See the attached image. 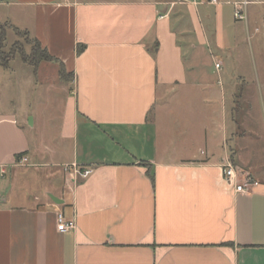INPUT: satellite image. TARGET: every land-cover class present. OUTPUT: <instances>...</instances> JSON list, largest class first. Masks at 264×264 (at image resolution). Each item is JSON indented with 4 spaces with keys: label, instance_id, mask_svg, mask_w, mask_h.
<instances>
[{
    "label": "crops",
    "instance_id": "1",
    "mask_svg": "<svg viewBox=\"0 0 264 264\" xmlns=\"http://www.w3.org/2000/svg\"><path fill=\"white\" fill-rule=\"evenodd\" d=\"M220 1L0 0V23L32 20L23 31L73 79L48 144L0 64V264H264V153L190 78L213 50L242 57L234 26L264 0L246 20ZM228 160L253 171L251 193L225 182ZM59 211L77 227L61 233Z\"/></svg>",
    "mask_w": 264,
    "mask_h": 264
},
{
    "label": "rangeland",
    "instance_id": "2",
    "mask_svg": "<svg viewBox=\"0 0 264 264\" xmlns=\"http://www.w3.org/2000/svg\"><path fill=\"white\" fill-rule=\"evenodd\" d=\"M226 10L227 22L232 27L231 24L234 21L233 8L226 6ZM250 10V15H252L250 23L237 21L238 23L234 26V33L239 37L238 46H240L242 57L236 60L238 52L235 50L225 52L213 50L212 55L209 54L206 61L201 64L200 72L202 74L190 78L212 86V90L208 94L206 92L200 93L203 98L206 95L211 97L212 110L210 109V112L219 118L226 116L228 119L237 121L251 139L256 137L257 143H259L258 147L264 153V17H262L264 4L252 5ZM19 24L21 27L15 26L21 30L29 29L32 32V20H22L19 21ZM30 38L25 35L19 36L13 28L8 27L4 48L7 54L6 64L1 65L11 67V86L8 95L12 100L15 101L16 99L21 103L24 111L28 110L31 116L35 117L36 127L32 132L35 139L45 140L49 144L48 139L59 134L60 113L66 94L65 90L67 89V93L70 92L71 89L68 88V84L73 79L69 75H61V69L55 62L39 61L36 64H33L32 60L25 62L20 54V44L14 46V43H22L25 52L30 54L34 45L31 40L28 41ZM185 48L187 52L188 49L186 46ZM221 60H224L222 68L216 66L217 62L221 66ZM241 60L242 62H240ZM238 63L241 64V68ZM238 68L240 72L246 74L244 75L246 79L237 76ZM38 69H40L38 83L34 82L35 85H29L25 81L24 86L17 85L16 79L22 76L23 79L29 76L33 79L35 75H38ZM56 69H58V88L49 80L50 78L53 79ZM233 83L238 84L241 89L245 83L244 91L239 89L231 93L229 91L222 92ZM62 85L67 88L62 90ZM251 142L255 143L254 140ZM48 156L47 158H49ZM248 171L255 177L252 170L248 169ZM31 181L34 182V179ZM35 183L37 182L35 181ZM30 192L34 196L36 186H31Z\"/></svg>",
    "mask_w": 264,
    "mask_h": 264
},
{
    "label": "built area",
    "instance_id": "3",
    "mask_svg": "<svg viewBox=\"0 0 264 264\" xmlns=\"http://www.w3.org/2000/svg\"><path fill=\"white\" fill-rule=\"evenodd\" d=\"M196 3H212L219 4L220 0H195ZM234 7V17L236 20L247 19V8L250 4L249 0H226ZM220 67V64H216ZM25 158L19 160L20 163H24ZM73 168L74 173L79 177H87L91 173V169H80L77 165H68V168ZM5 170L2 169V174H5ZM222 174L225 182L234 189L237 193L249 194L253 189L259 185V181L253 177L250 171L235 165L228 160L223 164ZM57 227L61 233L69 232L77 227L76 220L74 218L68 219L62 211L57 213Z\"/></svg>",
    "mask_w": 264,
    "mask_h": 264
},
{
    "label": "trees",
    "instance_id": "4",
    "mask_svg": "<svg viewBox=\"0 0 264 264\" xmlns=\"http://www.w3.org/2000/svg\"><path fill=\"white\" fill-rule=\"evenodd\" d=\"M13 28L16 33L19 36H23L25 35L27 38H30V34L27 31H23L15 26H13L12 24L6 22V23H0V64H6L5 60L7 58V54L4 50L5 48V44H6V38H7V28ZM33 42V47L31 50V53H26L22 43L20 42H16L14 43V46H17L18 44H20L21 46V51L20 54L22 56V59L25 62H30L31 60L33 61V64H36L39 61H47V62H57V58H55L53 55H51L48 50L44 47H42L41 43L35 39V38H30L28 39V41ZM30 43V42H29ZM6 66V65H4ZM65 71L64 69H61V75H65ZM145 166H147V164H143ZM149 175L153 178V174L148 170Z\"/></svg>",
    "mask_w": 264,
    "mask_h": 264
}]
</instances>
